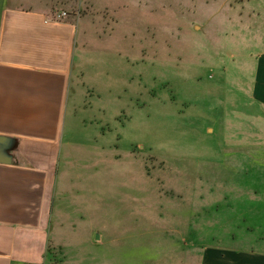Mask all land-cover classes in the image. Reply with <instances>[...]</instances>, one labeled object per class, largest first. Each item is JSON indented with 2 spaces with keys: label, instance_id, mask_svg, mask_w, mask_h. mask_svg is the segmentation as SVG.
<instances>
[{
  "label": "rangeland",
  "instance_id": "obj_1",
  "mask_svg": "<svg viewBox=\"0 0 264 264\" xmlns=\"http://www.w3.org/2000/svg\"><path fill=\"white\" fill-rule=\"evenodd\" d=\"M223 1H56L77 13L82 96L49 264H201V239L264 248V7L250 22Z\"/></svg>",
  "mask_w": 264,
  "mask_h": 264
},
{
  "label": "crops",
  "instance_id": "obj_2",
  "mask_svg": "<svg viewBox=\"0 0 264 264\" xmlns=\"http://www.w3.org/2000/svg\"><path fill=\"white\" fill-rule=\"evenodd\" d=\"M56 1L0 0V136L6 138L0 142V264L59 260L51 239L52 215L59 185H64L60 161L72 160L82 95L74 80L77 13L57 9ZM232 2L234 18L246 7L250 22L251 11L264 7V0ZM62 12L67 15L53 21ZM253 97L264 107V53L256 63ZM260 158L254 162L264 166ZM258 213L249 212L250 230L258 227L252 223ZM259 241L264 242V234ZM198 246L201 264H264L259 245L225 247L201 239Z\"/></svg>",
  "mask_w": 264,
  "mask_h": 264
},
{
  "label": "built area",
  "instance_id": "obj_3",
  "mask_svg": "<svg viewBox=\"0 0 264 264\" xmlns=\"http://www.w3.org/2000/svg\"><path fill=\"white\" fill-rule=\"evenodd\" d=\"M67 15L66 12H62L60 14H58L53 21H60L62 18H64Z\"/></svg>",
  "mask_w": 264,
  "mask_h": 264
},
{
  "label": "water",
  "instance_id": "obj_4",
  "mask_svg": "<svg viewBox=\"0 0 264 264\" xmlns=\"http://www.w3.org/2000/svg\"><path fill=\"white\" fill-rule=\"evenodd\" d=\"M6 138L0 136V142H3Z\"/></svg>",
  "mask_w": 264,
  "mask_h": 264
}]
</instances>
